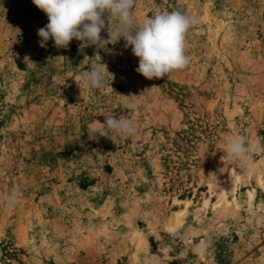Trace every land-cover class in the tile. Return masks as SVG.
Here are the masks:
<instances>
[{"label": "rangeland", "instance_id": "1", "mask_svg": "<svg viewBox=\"0 0 264 264\" xmlns=\"http://www.w3.org/2000/svg\"><path fill=\"white\" fill-rule=\"evenodd\" d=\"M172 11L198 21L190 62L149 80L123 39L41 47L46 14L0 0V264H264V0H136L134 26ZM97 64L101 89L82 76ZM109 115L137 134L89 139Z\"/></svg>", "mask_w": 264, "mask_h": 264}, {"label": "clouds", "instance_id": "2", "mask_svg": "<svg viewBox=\"0 0 264 264\" xmlns=\"http://www.w3.org/2000/svg\"><path fill=\"white\" fill-rule=\"evenodd\" d=\"M32 3L48 18V23L37 30L41 47L51 39L57 48L66 49L75 39L103 49L109 43L115 44L123 39L124 46H130L133 55L139 58L135 71L149 80L183 70L190 62L186 55V34L198 21L179 11L160 12L134 26L136 0H32ZM105 29L107 39L101 36ZM105 73H108L106 65L97 64L84 70L82 76L89 88L101 89L105 87ZM130 97L134 99L126 101V109L138 110L140 96ZM105 118L104 123L98 122L99 129L88 132L89 139H96L98 135L107 137L109 132L127 138L138 132L131 119L113 115ZM225 143V158L238 164L247 174H253L255 161L247 137L229 134ZM18 200L19 193L15 190L4 197L8 208H14ZM206 248L207 245L201 242L191 250L203 254Z\"/></svg>", "mask_w": 264, "mask_h": 264}, {"label": "bare ground", "instance_id": "3", "mask_svg": "<svg viewBox=\"0 0 264 264\" xmlns=\"http://www.w3.org/2000/svg\"><path fill=\"white\" fill-rule=\"evenodd\" d=\"M222 198H223L224 200H226V201H227V199H226V195H225V193H224V192L222 193ZM177 215H179V214L177 213Z\"/></svg>", "mask_w": 264, "mask_h": 264}]
</instances>
